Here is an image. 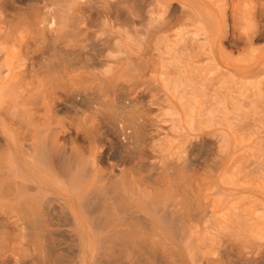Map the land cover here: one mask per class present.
<instances>
[{
  "label": "bare ground",
  "instance_id": "1",
  "mask_svg": "<svg viewBox=\"0 0 264 264\" xmlns=\"http://www.w3.org/2000/svg\"><path fill=\"white\" fill-rule=\"evenodd\" d=\"M146 1L68 0L67 6L93 8L102 31L122 28L108 32L107 51L121 50L122 33L152 37L164 26L202 22L210 14L204 0ZM161 10L165 16L156 26ZM52 14L42 24L48 34L68 23L65 14ZM109 57L101 53L94 62L105 67L104 76L115 63ZM33 70L26 81L25 69L0 64L1 261L31 264L34 252L39 261L52 254L55 264H264L253 195L237 199L222 184L227 178L196 173L208 164L204 158L151 161L146 173V160L136 153L153 149L155 130L142 110L66 111L62 94L79 95L81 73L56 66ZM109 132L118 141L115 149ZM47 223L66 227L47 230Z\"/></svg>",
  "mask_w": 264,
  "mask_h": 264
},
{
  "label": "rangeland",
  "instance_id": "2",
  "mask_svg": "<svg viewBox=\"0 0 264 264\" xmlns=\"http://www.w3.org/2000/svg\"><path fill=\"white\" fill-rule=\"evenodd\" d=\"M141 1L147 2L131 3ZM67 4L68 0H0V64L10 62L18 72L25 69L26 81L31 80L33 68L56 66L80 72L79 95L62 94L66 111L142 110L155 130L153 149L148 145L136 153L146 160L145 172L150 171L151 161L207 159L208 164L196 173L227 178L222 184L237 199L246 201L253 195L258 237L264 239V0H204L210 14L202 22L164 26L152 37L122 33L120 51H107L106 43L110 30L122 28L106 26L102 31L93 8L81 12ZM53 12L65 14L68 23L63 32L48 34L42 24ZM159 12L153 19L156 26L165 16L163 10ZM101 53H110L115 62L106 67V76L100 74L105 67L94 65ZM48 56L53 58L47 60ZM127 70V74L140 71L142 76L128 77ZM126 100H132L133 106L127 108ZM2 117L0 109V125ZM108 136L117 148L118 141L111 132ZM92 209L98 217L100 211ZM64 227L45 224L47 230ZM36 254L31 253V264L57 262L52 254L41 261ZM0 264L15 262L0 259ZM226 264H231L229 259Z\"/></svg>",
  "mask_w": 264,
  "mask_h": 264
}]
</instances>
